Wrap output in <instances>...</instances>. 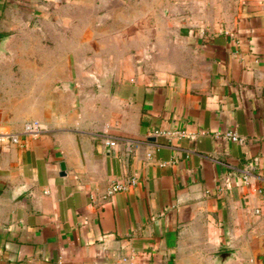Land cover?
Masks as SVG:
<instances>
[{"label":"crops","instance_id":"1","mask_svg":"<svg viewBox=\"0 0 264 264\" xmlns=\"http://www.w3.org/2000/svg\"><path fill=\"white\" fill-rule=\"evenodd\" d=\"M81 1L0 0V61L23 46L42 74L13 88L2 70L0 134L18 142L0 141V264H264V0H185L179 34L142 7L144 65L61 88L59 47H39L74 32Z\"/></svg>","mask_w":264,"mask_h":264},{"label":"rangeland","instance_id":"2","mask_svg":"<svg viewBox=\"0 0 264 264\" xmlns=\"http://www.w3.org/2000/svg\"><path fill=\"white\" fill-rule=\"evenodd\" d=\"M184 3L185 0H172L171 6L165 0H96L91 5L76 2L74 15L77 25L74 32L70 34L62 29L59 44L46 43L45 49L38 46L39 52L51 55L59 47L62 55L61 88H99L98 85L103 84L107 77L117 83L119 79L132 74L133 69L144 65V60L139 59L146 56L152 46L149 41L152 38L149 17L142 16V20L136 21L138 9L158 6L161 19L166 8L167 16L174 23H179L186 20V14L182 12ZM86 21L92 23L88 28L84 25ZM179 31L180 23L174 24V34H179ZM16 51L23 55L19 61L11 57ZM28 53L23 46H11V56L7 61H0V88L10 86L4 84L2 70L5 66L7 69L12 68L13 88H37L38 78L42 74L38 69L32 68L35 62L29 58ZM38 64L40 65V61Z\"/></svg>","mask_w":264,"mask_h":264},{"label":"built area","instance_id":"3","mask_svg":"<svg viewBox=\"0 0 264 264\" xmlns=\"http://www.w3.org/2000/svg\"><path fill=\"white\" fill-rule=\"evenodd\" d=\"M44 130L43 125L39 123L38 121H30L27 122L24 125V132L26 134L37 136ZM228 138H230L233 141H243V138L240 137L236 132H228L226 134ZM2 138H8L12 142H18V136L16 134L12 133H1L0 134V141H2ZM109 144L113 145L114 142H108ZM248 179V176L245 175V180ZM137 183L136 178H131L127 181L122 180H114L109 188V194H114L116 192L125 191L130 189L132 186H134Z\"/></svg>","mask_w":264,"mask_h":264},{"label":"water","instance_id":"4","mask_svg":"<svg viewBox=\"0 0 264 264\" xmlns=\"http://www.w3.org/2000/svg\"><path fill=\"white\" fill-rule=\"evenodd\" d=\"M6 39L7 38H5V37L0 38V49L4 46ZM108 84H110V81L108 82ZM61 166H62V173H65V165L62 164ZM229 256H230V254L228 252H223V253L219 254V261L224 262L228 259Z\"/></svg>","mask_w":264,"mask_h":264}]
</instances>
